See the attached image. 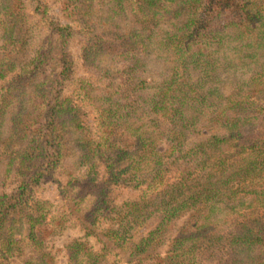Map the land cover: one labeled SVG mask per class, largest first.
<instances>
[{
  "label": "trees",
  "instance_id": "16d2710c",
  "mask_svg": "<svg viewBox=\"0 0 264 264\" xmlns=\"http://www.w3.org/2000/svg\"><path fill=\"white\" fill-rule=\"evenodd\" d=\"M161 1L0 0V264H264V0Z\"/></svg>",
  "mask_w": 264,
  "mask_h": 264
},
{
  "label": "rangeland",
  "instance_id": "374dc122",
  "mask_svg": "<svg viewBox=\"0 0 264 264\" xmlns=\"http://www.w3.org/2000/svg\"><path fill=\"white\" fill-rule=\"evenodd\" d=\"M171 2V0H162V3H169ZM52 11L57 15L60 16L62 15L59 9V5H53ZM29 14L31 16H35V14H33L32 9H29ZM256 31V30H255ZM235 40V39H234ZM72 50L74 52V54L76 55V73L80 74V73H84L85 71L83 70L80 61H79V52H80V37L79 34L76 32L75 35L72 37ZM72 168L71 167H67L64 170H61L56 173V177L59 179L60 182H64L67 177L72 173ZM117 187V188H116ZM116 200L118 199H122V198H127V197H132L134 196L135 192L133 190H131L130 188L126 187V186H116ZM39 196H42L43 198L47 199L50 202L56 203L57 202V198H58V185L56 181L53 180H48L47 182L42 184V189L39 193ZM85 227L84 226H79L77 223H75L73 220L70 221L69 224V228L65 229L64 232H62L61 235V239H64L65 237L68 236H79L77 237L78 239H83V240H87L92 238L93 235H88L85 234ZM170 236H168L167 239H165L164 242H162L161 245L158 246L157 251H161L159 252V257L160 255L163 254V250L166 249L167 247V240L169 239ZM62 241V240H61ZM94 245H97V243L95 242ZM160 263H161V259H159ZM123 264H128V263H123ZM143 264H156V261L154 260V258H150L147 261H145Z\"/></svg>",
  "mask_w": 264,
  "mask_h": 264
}]
</instances>
